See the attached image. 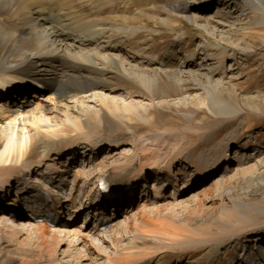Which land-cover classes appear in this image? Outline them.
<instances>
[{
    "label": "bare ground",
    "instance_id": "bare-ground-1",
    "mask_svg": "<svg viewBox=\"0 0 264 264\" xmlns=\"http://www.w3.org/2000/svg\"><path fill=\"white\" fill-rule=\"evenodd\" d=\"M193 1H182L188 13L194 15L191 18L195 21L207 18L209 23L214 24V29L230 38L234 33L231 31L233 27L237 23L244 26L241 21L246 17L248 21L242 28L244 31H252L255 27L264 30V0H237L241 6L236 0H209L210 4L206 6L194 5ZM199 1L198 4H201L206 0ZM131 4L139 6L145 19L152 17L146 11L144 2L0 0V76L12 88L6 95L0 96V218L10 212L18 216L14 225L11 224L15 220L14 214L10 215V223L1 220L0 224L4 225H0V235L7 238L9 247L12 244L9 237L19 238L27 231L32 233L31 226L38 228L39 240L29 238L28 244L34 245V249L30 246L24 255L38 254L41 259H23L20 264H95L99 260H103L99 264L141 262L138 259L141 251L138 244L155 234H144L146 230L142 232L135 225L150 223L146 219L148 213L163 215L161 223L179 225L183 224L182 220L188 221L185 216L179 218L180 211L204 200L215 199L214 194L206 189L196 191L190 204H177L185 194L180 191L187 192L191 187L202 186L212 175L222 172L231 160L229 150L233 141L227 145V150L212 158L206 153L209 147L205 148L212 145L207 131H194L196 141L191 132L180 129L177 133L163 130L148 133L140 139L130 136L131 140H120L99 134L96 124L102 122L101 111L83 107L87 98L99 96L98 90L107 89L104 84L108 81L106 70L112 62L124 75L139 80L150 93L153 87L160 88L166 79L179 84L190 79H194L196 85L208 82L214 86L210 98L215 99L204 103L210 110L217 115L242 112V108L230 104L220 95L226 71L223 70L219 78L216 75L225 62L224 48L218 53L220 61L217 63L210 62L211 56L199 52L181 61L177 59V62L172 52L169 56L160 57L140 43L129 50L123 48L125 41L135 44L134 40L143 34L140 29L144 27L133 24L139 17L125 14L131 11ZM215 7L216 11L210 15ZM105 15L113 16L121 25H110L111 21L104 18ZM163 21L167 23L169 19L164 18ZM183 36L178 33L176 41ZM229 42L234 44L230 39ZM234 45L240 46V43ZM38 84L40 87L36 86ZM31 86L40 91H33ZM42 86L44 89H41ZM101 97L102 104L115 115L126 116L137 110L136 104L128 102V99L120 101L107 95ZM91 113L94 119H86ZM201 140L204 142L201 143ZM127 144L133 146L131 153L121 151ZM248 153L242 156L244 163L253 158V153ZM80 157H86V160ZM182 164H188L189 168L186 170ZM191 168H194V179L188 172ZM151 176L156 179L149 182ZM16 179L20 181V189L16 193L10 191L13 195L11 200L7 198L6 191L15 185ZM102 179L109 182L113 195L124 197L112 202L113 211H109L106 202L95 198L100 192ZM141 180H144L145 189L138 196L133 191ZM228 182L224 183L225 187L216 182L215 189L227 190ZM171 186L173 193L169 194L166 190ZM32 189L39 194L42 202L38 206L36 200H31L30 208L26 210L22 198L29 196ZM137 205L153 208L148 212L141 210L134 213ZM91 209L95 210V215L91 214ZM49 211L60 214L61 219L56 225L37 221ZM85 211L91 214L89 217L93 223L87 220L86 230L80 231L85 234L79 235L74 228L75 220L67 218L66 213L79 215ZM122 217L126 233L120 226ZM104 220L110 225L108 229H101ZM49 236L58 239V244H55L56 241L54 244L59 250L47 258L44 250L50 248ZM69 239L72 240L69 242ZM94 240L100 244L95 246Z\"/></svg>",
    "mask_w": 264,
    "mask_h": 264
},
{
    "label": "rangeland",
    "instance_id": "rangeland-1",
    "mask_svg": "<svg viewBox=\"0 0 264 264\" xmlns=\"http://www.w3.org/2000/svg\"><path fill=\"white\" fill-rule=\"evenodd\" d=\"M124 1L144 2L146 11L152 17H147L148 20L145 19L146 16L141 15L139 6L131 4V11L125 14L139 17L133 24L144 27L140 29L143 34L134 40L135 44L125 41V44L122 45L123 48L129 50L132 46H136V43H140L146 50L160 57L169 56L172 52L175 61L177 59L178 61L184 60L191 57L194 52H199L211 56L210 62L215 63L220 61L218 53L224 48L225 62L223 68L216 75V78H219L222 71H226L222 80L223 91L220 95H223L222 97L230 104L242 108V112L237 115L215 114L205 105L210 100H215L214 97L210 98L214 86L208 82H206L207 84L201 82L200 85H196L197 82L194 79L187 80L184 84L166 79L160 84V88L155 86L150 93L135 77L124 75L114 63H110L111 67L106 70L108 81H104L107 89L98 90L99 96L87 98L85 101L87 103L83 105L84 108L91 111H101L102 122L96 124L99 134L112 138L117 137L120 140H131L130 136L140 139L152 132L168 130L171 133H177L181 130L191 132L196 141L194 131H207L206 133L211 135L210 144L213 147L207 145L205 148L209 147L210 150L206 153L212 158L221 151L227 150V145L233 141L229 150L231 160L221 173L212 175L202 186L196 185L189 188L187 192L186 190L180 191L181 193L185 192L180 198L181 202L177 203H181L180 205L190 204L191 199L196 195V191L201 192L208 189L207 192L210 191L215 196L214 200L206 201L203 199L204 203L201 202L198 205H193L194 207L190 206L180 211L179 218L185 216L189 222L182 220L183 224L179 225L161 223L160 218H163V215L150 212L146 216V219L151 221L150 223L145 225L144 222H140L135 225L142 232L146 230L144 234L159 236L153 235L152 238L143 239V242L138 244L141 248L138 259L141 262L134 264H264V30L255 27L252 31L249 29L244 31L242 28L246 26L248 21L246 17L241 21L244 26L237 23L238 25L233 27L236 29L231 30L234 33L230 38L214 29V24L209 23L207 18H199L198 21L191 18L194 15L188 13L187 8L182 3L183 0ZM199 2V0H194L192 3L202 6L210 4L209 0L203 1L201 4H198ZM236 2L239 3L237 0ZM154 6L156 8L152 9ZM216 8L211 10L210 15L214 14ZM210 15L208 18L211 17ZM104 18L111 21L112 23H109L112 26L121 25L111 15H105ZM164 18H168L169 21L164 22ZM242 31L244 32L242 33ZM248 31L249 33H245ZM178 33L184 35L180 41H176ZM245 34L250 35L246 37ZM229 39L234 44L240 43V46L231 44ZM36 86L40 87V84ZM42 88L44 89V86ZM30 89L40 91L34 90L32 86ZM105 95L120 101L128 99V102L136 104L137 110L132 112L133 114H126V116L119 113H117L119 115H115L102 104L101 98L103 97L101 96ZM88 117L94 119V114L91 113L85 118ZM91 126L94 127V124ZM202 142L204 141L201 140ZM121 149L125 153H131L133 146L127 144ZM248 152L253 153V158L248 160V163H244L245 160H241L242 156ZM247 155L251 154L248 153ZM80 159L84 161L86 157H80ZM182 165L186 166V170L189 168L188 164ZM87 169L88 171L91 170L90 167ZM188 172L192 174L191 179H194V168ZM152 179L155 180L156 177L151 176L148 181L150 182ZM82 181L80 185L83 184ZM227 181H230L229 184L227 183V190L224 188L222 190L215 189L216 182L222 183L225 187L224 183ZM143 187L144 180L139 182V189ZM172 188L173 186L166 191L171 194L173 193ZM85 190L88 191L87 188ZM122 197L116 196L113 200L119 201L123 199ZM109 208L112 209L113 206ZM152 208V206L138 207L137 205L134 213L141 210L148 212ZM89 215L87 211L79 215H68L71 217L70 220H75L74 228L79 231V235L86 230V223H93V219H90ZM124 220V217L120 219V226L126 233ZM156 223L159 225L156 226ZM37 230L38 228L35 229L31 226L30 231L32 233L28 231L27 233L25 230L26 234L19 237L20 239L13 236L9 237V240L12 241L9 247L6 242L7 238L0 235V264H20V260L23 259V261L41 260L38 254H35L36 256L24 255L27 249L32 247L34 249V245L28 244V239L36 238L39 240ZM165 233L173 236V238L169 235L165 236ZM131 234L134 235V233ZM24 240H26L25 243ZM48 240L50 247L48 251L51 252L44 250L47 258L59 250L58 247H55V244H58V239L55 240L50 237ZM70 240L72 239H69V242ZM98 244L100 242L94 240V245ZM102 244L104 243L102 242ZM253 247L259 251L245 252L246 249ZM102 261L99 260L95 264Z\"/></svg>",
    "mask_w": 264,
    "mask_h": 264
}]
</instances>
